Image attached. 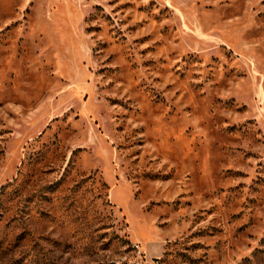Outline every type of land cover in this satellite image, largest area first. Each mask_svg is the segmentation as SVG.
<instances>
[{
    "label": "rangeland",
    "instance_id": "rangeland-1",
    "mask_svg": "<svg viewBox=\"0 0 264 264\" xmlns=\"http://www.w3.org/2000/svg\"><path fill=\"white\" fill-rule=\"evenodd\" d=\"M0 264H264V0H0Z\"/></svg>",
    "mask_w": 264,
    "mask_h": 264
}]
</instances>
